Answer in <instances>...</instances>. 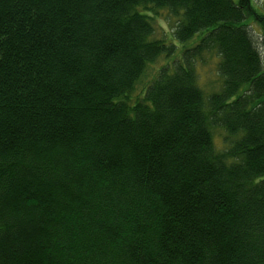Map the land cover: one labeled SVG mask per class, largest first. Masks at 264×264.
<instances>
[{
	"label": "trees",
	"instance_id": "trees-1",
	"mask_svg": "<svg viewBox=\"0 0 264 264\" xmlns=\"http://www.w3.org/2000/svg\"><path fill=\"white\" fill-rule=\"evenodd\" d=\"M252 1L0 0V264H264Z\"/></svg>",
	"mask_w": 264,
	"mask_h": 264
},
{
	"label": "rangeland",
	"instance_id": "rangeland-1",
	"mask_svg": "<svg viewBox=\"0 0 264 264\" xmlns=\"http://www.w3.org/2000/svg\"><path fill=\"white\" fill-rule=\"evenodd\" d=\"M252 6L255 10L264 15V0H253ZM153 16V24L155 27V33L153 35L154 39H164L166 43H175L174 45L177 47V50L172 58L169 59V62L179 60L182 48L185 46L191 47L196 43L197 38L192 39L188 44L181 45L175 42L174 39L170 36L171 28L175 24V20L169 18V15L166 11L160 10L157 11ZM264 58V55H263ZM216 59L207 56L205 64L198 66L197 72L199 76V86L203 88L206 93H209L213 89L216 88L219 84V79L217 77L216 71ZM165 64V60L160 59L157 63L152 66H149L146 70L144 77L141 79L140 83L136 85L135 91L129 96V103L133 104L135 101L140 100L142 98L143 89L148 85L153 76L156 74V71ZM219 133V132H218ZM216 133L215 144L220 146V139Z\"/></svg>",
	"mask_w": 264,
	"mask_h": 264
}]
</instances>
